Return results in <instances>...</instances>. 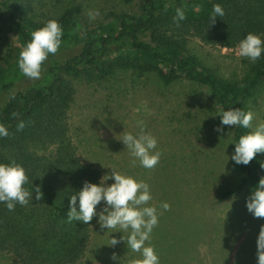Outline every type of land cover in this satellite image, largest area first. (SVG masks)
I'll use <instances>...</instances> for the list:
<instances>
[{"label":"trees","instance_id":"trees-1","mask_svg":"<svg viewBox=\"0 0 264 264\" xmlns=\"http://www.w3.org/2000/svg\"><path fill=\"white\" fill-rule=\"evenodd\" d=\"M129 1L104 0L103 18L84 24L78 3L41 18L35 0H0V31L14 40L9 39L0 57V124L8 130L0 137V162L21 164L29 181L25 187L31 191L39 186L41 192L36 200L33 190V199L12 211L0 203V251L11 253L20 264H73L83 255L91 225L97 221L93 217L86 225L69 221L66 215L68 196L82 181L100 178L98 168L80 160L68 134L72 79L129 69L154 72L168 85L184 75L205 86L221 109L245 111L246 96L264 79V53L253 63L251 74L235 84L209 72L188 49L192 36L203 44L228 48L238 45L246 32L264 40V0H137L135 5ZM217 3L224 15L209 21ZM178 7L185 18L173 22ZM53 18L62 28L61 44L42 63L40 78L29 79L17 66L19 52L32 31ZM19 121L24 127L17 130ZM246 131L233 126V142ZM256 155L247 165L236 164L237 183L212 192L214 203L234 199L264 175ZM102 203L96 206L98 211ZM186 263L192 260L187 257Z\"/></svg>","mask_w":264,"mask_h":264},{"label":"rangeland","instance_id":"rangeland-1","mask_svg":"<svg viewBox=\"0 0 264 264\" xmlns=\"http://www.w3.org/2000/svg\"><path fill=\"white\" fill-rule=\"evenodd\" d=\"M136 1L128 4L135 5ZM35 3L41 18L51 16L57 8L78 3L82 23L89 24L103 18L105 2L35 0ZM9 39L13 43L10 33L4 37L0 31V57L9 46ZM188 49L204 68L227 82L236 84L251 74L253 62L238 55V45L228 49L203 44L192 36ZM72 83L75 92L67 112L68 134L82 162L98 168L100 177L113 169L147 184L151 178L169 177L174 186H181V198L172 194L166 201L153 197L148 202L157 208L158 215L146 243L154 247L159 264H171L169 256V261L166 260V248L172 253L178 249L182 253L186 248L192 264H200L199 259L202 264H256L255 238L264 218H255L246 210L248 187L234 199L221 203L210 198L214 191L233 187L239 172L230 159L232 126L221 125L222 130L216 131L219 125L216 112L221 108L205 86L184 75L164 85L154 72L139 74L129 69L88 80L78 77ZM244 103L253 113L252 126L264 123V79ZM138 122H143L144 131L156 138V150L160 152L151 169L142 167L130 156L120 140L127 132L135 135L139 131ZM226 156L229 159L224 164ZM256 157L259 162L264 161V152ZM223 164L226 171L221 172ZM194 180L200 183L193 193L190 187ZM105 183H111V179ZM181 200L187 204V216L184 212L183 217ZM162 202L173 208L164 214ZM165 219L170 222L169 237L165 234ZM110 231L101 229L97 221L93 223L86 249L73 264H133L139 253L127 247V233ZM113 236L118 242L108 245ZM0 264L20 263L11 253L0 251ZM172 264H180L179 258Z\"/></svg>","mask_w":264,"mask_h":264},{"label":"clouds","instance_id":"clouds-1","mask_svg":"<svg viewBox=\"0 0 264 264\" xmlns=\"http://www.w3.org/2000/svg\"><path fill=\"white\" fill-rule=\"evenodd\" d=\"M90 13V17H91ZM224 10L220 4H213L210 20L215 17H223ZM184 12L176 8L173 22L184 19ZM62 28L56 19H49L40 27L33 30L31 38L25 43L19 52L17 66L20 72L29 79H39L41 65L49 54H55L61 44ZM264 53V40L258 33L246 32L238 44V55L246 57L250 62H255ZM219 115V125L216 131L220 132L221 125L239 126L249 129L232 142L233 151L230 159L234 164L247 165L257 153L264 152V123L252 126L253 113L251 110H241L238 107L221 109L216 112ZM17 130L24 127V122L19 121ZM139 131L133 135L125 133L120 140L127 147L130 156L139 161L146 169L153 168L160 157L156 150V138L144 131L143 122H138ZM8 135L7 128L0 124V137ZM229 159L226 156L225 162ZM223 164V170L226 171ZM264 169V161L260 162ZM111 179V183H105ZM28 178L21 164L14 160L7 163L0 162V203L8 211L14 207L26 205L35 191V199L39 200L41 192L39 186H32L31 191L25 187ZM152 199L149 185L144 181L127 174H122L111 169L110 173L102 175L97 182L84 180L79 189L68 196V209L66 212L69 221H80L83 224L96 217L101 229H109L112 232H126L127 247L133 253H139V258L133 264H159V258L150 241V234L157 224V208L148 202ZM101 210L96 206L101 204ZM160 207L168 209V204L162 202ZM246 210L255 218H264V175H260L256 184L251 187L249 195L245 199ZM120 239L124 240L120 236ZM116 237H112L108 245L117 243ZM256 264H264V225L255 238ZM115 259V257H113Z\"/></svg>","mask_w":264,"mask_h":264},{"label":"crops","instance_id":"crops-1","mask_svg":"<svg viewBox=\"0 0 264 264\" xmlns=\"http://www.w3.org/2000/svg\"><path fill=\"white\" fill-rule=\"evenodd\" d=\"M137 167H138V165H137ZM138 169H139V167H138ZM181 182H183V181H181ZM193 182H194V184L191 185L190 190L193 191V193H194L198 189L200 182L198 183L196 180H194ZM148 185H149V188H150L152 199H153V197L154 198L157 197V198H163V200H165V199H168V198H172L171 197L172 194H174L173 197L181 198L180 197V193H182L181 192V186H179V187L174 186L172 184L171 180H169V177H163V180H161V179L155 180L154 178H151V180L148 181ZM194 195H195V199H196V195L197 194H194ZM179 202L182 203V208H181V206H179V207L181 208V210L183 212V215H182V217H183L184 216V212L186 214V205L187 204H186L185 201L182 202V200L179 201ZM172 208H173V206L168 204V209L164 210V214L168 210L170 211V209H172ZM186 216H187V214H186ZM165 223H166V233L165 234L169 237L168 224L170 226V222L165 219ZM170 254H171V256H170ZM165 256H166V260H168V261H169L168 256L170 257V263L171 264L174 263V261L176 259H178V258H179V263L180 264H187L186 263V260H187V250H186V248H183L182 253L180 252L179 249L172 253L170 248H166Z\"/></svg>","mask_w":264,"mask_h":264},{"label":"built area","instance_id":"built-area-1","mask_svg":"<svg viewBox=\"0 0 264 264\" xmlns=\"http://www.w3.org/2000/svg\"><path fill=\"white\" fill-rule=\"evenodd\" d=\"M225 48V47H224ZM226 48H228V47H226ZM228 49H231V48H228Z\"/></svg>","mask_w":264,"mask_h":264}]
</instances>
